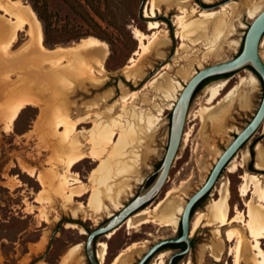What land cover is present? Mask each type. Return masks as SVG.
<instances>
[{
  "label": "rangeland",
  "instance_id": "rangeland-1",
  "mask_svg": "<svg viewBox=\"0 0 264 264\" xmlns=\"http://www.w3.org/2000/svg\"><path fill=\"white\" fill-rule=\"evenodd\" d=\"M20 1L24 5H30L35 11L42 27V43L46 48L67 47L83 38L95 37L105 42L108 54L99 76L100 81L102 80L100 85L86 82L68 93L60 79L51 78L48 64H40L44 69L43 73L39 70V73L36 72L34 65L39 64L34 63L30 52L9 61L0 53V105L9 110L18 99V92L39 78V75L42 76L34 83L39 92L33 89L31 94L44 102L22 110L11 130L5 129L4 120L0 118V264H60L63 256L75 245H79V251L70 264H89L85 254L86 233L81 234L80 229H94L110 213L117 212L114 204H127L145 182L150 183L154 179L153 173L159 167L168 145L171 111L184 85L197 70L229 60L239 53L249 24L264 9V0H185L184 5L190 11L185 22L192 29L188 33V39L185 38L184 41L180 38L181 30L176 23L180 10L174 5L162 6L154 18H149L145 15L149 0ZM226 4L231 7L226 18L229 27L214 31L211 26L216 16L205 18L200 16V11H216ZM194 8L196 11H193ZM252 15L254 17L250 18ZM152 20L162 23L161 29L167 30V39L162 40L157 49L151 45L137 57L140 43L135 37L134 29L152 35L153 31L148 30V22ZM0 23L3 24V21ZM3 34L0 35L2 42L8 37V32ZM27 40L26 32H19L18 41L12 50L15 51ZM182 43L185 47H181ZM260 56L264 60V43L260 46ZM131 58L137 59L142 74L138 80L127 76L126 68ZM94 66L97 72V64ZM9 72L7 80L5 75ZM18 74L23 78H18ZM242 77L247 78V82L240 83ZM224 79L229 80V84L213 104L215 107L204 110V107H210L205 104L208 86ZM251 79L254 80L251 82ZM22 81L25 83L20 87L2 93L6 86L11 88L12 85L22 84ZM40 81H48V86L41 87ZM209 85L191 103L182 155L164 194L144 208L160 216L167 212L170 205L173 207L171 213L177 217L178 223L164 226L150 222L131 229L124 223L113 236L105 235L96 242V252L99 243L103 242L108 246V255L103 264H112L118 255L120 258L117 264H137L156 241L179 235L180 218L187 199L202 186L224 148L252 118L263 95L262 83L250 69L239 78L216 79ZM61 90H64L63 95L57 96ZM124 92L136 93L135 97L125 102L129 105V114L122 110L121 97ZM95 101L98 104L93 107L92 103ZM115 103L117 106L111 118H117L124 128L130 129L125 148L126 157L123 160L127 167H123V170L114 168L108 178L102 172L98 173L96 182L100 185L95 186L90 182V174L98 167L99 162L87 158L76 165L72 172L77 173L90 189L88 194L76 198V202L85 204L86 208L83 210H78L77 204L66 205L49 189L39 197L42 190L40 183L24 173L20 163H27L38 171L50 167L49 143L58 147V157L62 159L58 172L62 173L65 163L74 152L61 146L54 129L57 118L68 111L71 118L75 119L93 110L104 111ZM221 105H226L227 109L221 111ZM58 106L61 108L57 109ZM43 107L44 111L41 109ZM133 111L135 117L132 116ZM111 118L104 117L99 121L109 123ZM145 121H152V125L146 128ZM92 127V123H87L80 126L78 131L83 128L88 131ZM62 130L61 128L60 131ZM41 131L42 134L46 133V139L42 138ZM88 135L86 133L82 137L85 143ZM118 138L119 134L115 136V142ZM87 148L88 151L89 145ZM108 150L112 152V147ZM260 150L264 153V128L237 157L242 166L235 172L230 171V167L226 169L214 195L195 211V217L207 212L213 200L220 197L219 192L225 184L230 190V217H234L238 210L247 221L248 204H264L254 193V189L246 196L239 190L245 173L259 176L264 185V168L257 166V153ZM103 156L108 158V154ZM58 184L59 179L54 186ZM94 188L100 190V197L98 196L97 205L89 208ZM37 198H41V201L38 202ZM74 212H77L76 215ZM68 224L77 227L70 228ZM230 227L242 228L249 236L242 222L222 227L220 238L226 248L219 261L213 258L210 247L217 244L220 238L214 236V226L205 221L194 231L193 247L177 264H234L231 248L235 247L236 239L227 241ZM261 242L264 249V239ZM139 248L141 251L137 252ZM163 251L166 250L152 256L147 264L156 263ZM170 254L169 252L164 264H167ZM241 264L249 263L242 261Z\"/></svg>",
  "mask_w": 264,
  "mask_h": 264
},
{
  "label": "bare ground",
  "instance_id": "bare-ground-1",
  "mask_svg": "<svg viewBox=\"0 0 264 264\" xmlns=\"http://www.w3.org/2000/svg\"><path fill=\"white\" fill-rule=\"evenodd\" d=\"M184 2L185 0H149L148 5L145 9V15L149 18H154L157 15V11H159L162 6H176L180 10V15H177L176 17V23H178V28L181 30L179 32L181 36L180 38L182 41H184L185 38L188 39V33L192 29L190 25L186 24L185 22V17L188 13H190V11L186 8ZM229 8H231L229 4H226L216 11L214 10L208 12L203 10L200 11V16H203L205 18L216 16L211 28L214 31H221L229 27L226 23ZM193 11H196V9L194 8ZM0 12L2 13H0V21H3V24L0 23V35H2L5 31L8 32V37L6 38V40L3 42V39L0 40V53L6 60L9 61L10 59L17 58L21 54L30 52V54H32L34 58V63L39 64V66H36L31 63L34 65L36 72L39 73L40 71L41 73H43L44 69L40 67V64H48L49 70L51 71V78L60 79L65 87V90H67L68 93L70 91H73L74 88L81 87L86 82L92 83L94 85H100L102 83V80L100 81L99 76H101L100 74L103 71V62L108 54L105 42H102L95 37H87L81 39L79 42L74 43L71 46L48 49L42 43V27L35 11L30 5H24L20 0H0ZM253 17L254 15L250 16V18ZM161 25V22L155 20L148 22V30L153 31L152 35H146L137 28L134 29L135 37L139 40L140 43V50L136 53L137 57L141 56V54L149 46L151 47V45L155 49H157L162 40L167 39V30L164 28L161 29ZM21 31L26 32L28 40L25 44L13 51L12 47L18 41V34ZM5 34H3L2 36L5 37ZM181 47H185V44L182 43ZM94 64H97L98 66L97 72H95L96 70ZM126 72L127 76L131 79L138 80L142 77L136 58H131L130 64L126 68ZM41 76L39 75L38 77L40 78ZM9 77L10 72L5 75V79L8 80ZM18 78L21 79L23 77L19 75ZM39 78H37L32 83L30 82L31 84H28L18 92V99H16L11 108L9 107V110H5V108L0 105V118H3L6 130H11L14 121L22 110L30 106H39L40 104H44V102L39 97L31 94V90L33 89L36 92H39L38 87L36 88L34 84L39 80ZM246 80L247 78L242 77L240 83H243ZM252 80L254 79H251L250 81L252 82ZM21 83L22 84L12 85L11 88L6 86L2 93L5 94L8 90L16 89L17 87L23 85V83L25 82L22 81ZM153 83L154 81L150 84L152 85ZM228 84L229 80L224 79L208 86L207 99L205 104L209 105L210 107H204V110H211L215 107V105L213 106V104L220 98V96L222 95V91L226 89ZM40 86L45 88V86H48V81H44L43 83L41 82ZM63 91L64 90H61L59 93H57V96H62ZM135 95L136 93H123L121 100L123 102L122 110L124 113H130L129 105L125 102L131 97H135ZM97 104V101L92 103L93 107L97 106ZM116 106L117 103L105 108L104 111L93 110L90 111V113H87L86 115L77 117L75 119L71 118L68 111H66L63 115L57 118L54 129L56 135L60 139L61 146L67 150L69 149L74 152V155H72L65 163L63 172H58L59 164L62 163V159L58 157V147H55L49 143L47 147L51 150V155L48 158L50 167L46 168L44 171H38L35 167H31L27 163H20V167L23 172L28 174L30 177H34L40 183L42 190L39 193V197L42 193L46 192L49 189L57 194L63 200V202H65L66 205L71 206L77 204L78 210H83L86 208L85 204H83L82 202H76V198H81L85 194H88L90 192V189L89 186L80 179L77 173L72 172V169L76 165L83 162L87 158L91 159L94 162H99L98 167L92 170L90 174V182L94 183L95 186L100 185L96 182L98 173L102 172L101 174H103L105 178H108L109 175L111 176L114 168H116L117 170L121 168V170H123V167H127V165L124 164L123 160L126 157L125 148L128 142V137L130 135V133H128V130L130 129L124 128L123 125L120 124V122L117 120V118H111L114 115ZM60 108L61 107L59 106L57 107V109ZM41 109L42 111H44L45 107ZM225 109H227L226 105H221L220 110L222 111ZM132 116H136L134 111ZM104 117L111 118L110 122L105 123L104 121H99ZM158 118L159 117L155 116L156 120H159ZM147 119H149V117ZM151 122L152 121H145V127H150L152 125ZM87 123L93 124L92 129L87 131L85 128H83L82 131H78V128L80 126ZM43 125L44 123H42V126ZM61 128L63 129L62 131H60ZM86 133L89 135L87 142L85 143L82 137ZM40 134H42V131ZM117 134H119V138L115 142V136ZM42 138L46 139V133L42 134ZM87 145H89L88 151ZM110 147H112V152L108 150V148ZM104 154H108L107 159L104 158ZM257 156V166L263 169L264 153L260 150L258 151ZM135 159L136 161L138 160L137 158ZM244 161L245 158L243 159V162ZM241 166L242 163H238L236 158L234 162L229 166L230 171L235 172ZM58 179L59 184L54 186L55 181ZM242 179L243 182L239 189L241 194L243 196H246L252 189H254V193L259 197L260 201H263L264 203V185L261 178L254 174L245 173L242 176ZM95 188L93 189V194L88 203L89 208H93L97 205V199L100 195V190L98 191ZM229 191L230 190L228 188V185L225 184L219 192L220 197L213 200V202L208 206L207 212L199 213L195 217L194 231L199 229L202 224L207 221V223H209L211 226H214V236L216 238H220L222 227L228 225L233 226L237 222H242L246 226L249 232V236L246 235V232L242 228L240 229L237 227H230V229H228L227 231L228 242L236 239L235 247L231 248V254L234 257V264H241L242 261H246L249 264H264V249L262 248L261 242V240L264 239V204L255 205L250 202L248 204L247 221L243 219L242 213L238 210L236 211V215L234 217H230ZM37 201L40 202L41 198H37ZM122 207L123 206L119 203L114 204V208L117 211ZM155 210H157V208ZM172 210L173 207L169 205L165 214L156 216L152 213L151 210L142 209L140 212L132 216L124 223L125 225H128V228L130 229L150 222L158 223L161 225L163 224L164 226H170L178 223L177 217L175 218L171 213ZM76 213L77 212H74V215H76ZM41 214H43V212ZM111 214L112 213L109 214V217L113 215ZM68 227L76 228L77 226L68 224ZM117 230L118 229L108 233L107 237L113 236V234ZM80 232L81 234L86 233L83 229H80ZM247 237H249V239ZM219 240L220 241L217 244H214L210 247L211 254L216 261L220 260L226 248L224 241L221 238ZM98 247L99 249L96 252L97 258L98 261H100V264H103L108 255V246L106 243L102 242L99 243ZM78 251L79 245L71 247L63 256L60 264L72 263L73 260L77 257ZM140 251L141 248L137 249V252ZM168 254V251H163L159 256L158 261L152 264H164V260L168 256ZM119 258L120 255L116 256L112 264H117Z\"/></svg>",
  "mask_w": 264,
  "mask_h": 264
},
{
  "label": "water",
  "instance_id": "water-1",
  "mask_svg": "<svg viewBox=\"0 0 264 264\" xmlns=\"http://www.w3.org/2000/svg\"><path fill=\"white\" fill-rule=\"evenodd\" d=\"M263 43L264 9L249 24L243 38L241 51L235 57L197 70L184 85L171 111L168 145L159 167L153 173L154 179L147 186L143 184L127 204H124L120 210L113 213L104 222L94 229L84 230L86 232L85 254L89 264H100L95 249L99 239L118 229L125 221L164 194L182 155L191 103L212 81L194 95L199 85L204 80L215 76L232 74L226 78H239L249 70L248 68H251L263 86L259 107L249 122L235 134L231 142L224 148L202 186L187 199L180 218L181 234L156 241L142 255L137 264H145L165 245H185L184 249L170 254L168 264H172L175 257L184 256L191 250L194 242L195 211L214 195L223 173L264 128V61L260 56V46ZM205 195H207L206 199L191 216L193 206ZM167 251L171 252V250Z\"/></svg>",
  "mask_w": 264,
  "mask_h": 264
},
{
  "label": "trees",
  "instance_id": "trees-1",
  "mask_svg": "<svg viewBox=\"0 0 264 264\" xmlns=\"http://www.w3.org/2000/svg\"><path fill=\"white\" fill-rule=\"evenodd\" d=\"M42 19V18H41ZM241 48H242V45H241ZM241 48L239 50V52L241 51ZM250 69L256 76L257 74L251 69V68H248ZM232 74H227V75H222V76H215V77H211V78H208L206 80H204L200 85L199 87L196 89L194 95L203 87L205 86L207 83L213 81V80H216V79H221V78H226V77H229L231 76ZM258 77V76H257ZM193 95V97H194ZM243 147V146H242ZM208 195V194H207ZM207 195H205L202 199H200L192 208V211H191V216L192 214L194 213V211L196 210V208H198L200 206V204L206 199ZM178 232H179V235L181 234V225L179 223V228H178ZM97 239V238H96ZM166 248H174V249H177V248H185V245L184 244H171V245H165L163 247H161L158 251L162 250V249H166ZM183 256H178L175 258V260H179L180 258H182Z\"/></svg>",
  "mask_w": 264,
  "mask_h": 264
},
{
  "label": "flooded vegetation",
  "instance_id": "flooded-vegetation-1",
  "mask_svg": "<svg viewBox=\"0 0 264 264\" xmlns=\"http://www.w3.org/2000/svg\"><path fill=\"white\" fill-rule=\"evenodd\" d=\"M150 183H151V182H150ZM150 183L145 182V185L147 186V185L150 184ZM191 244H192V242H191ZM191 247H192V246H191ZM183 249H184V248H183ZM162 250H166V251H167V250H171L170 253H172V250L177 251V250H182V249H181V248H177V249H174V248H166V249H162ZM160 251H161V250H160ZM160 251H159V252H160ZM174 251H173V252H174ZM157 253H158V252H157ZM175 258H176V257H175ZM175 258H174L172 264H177L178 260L176 261ZM150 259H151V258H150ZM150 259H149V260H150ZM149 260H148L145 264H147V263L149 262ZM167 264H168V261H167Z\"/></svg>",
  "mask_w": 264,
  "mask_h": 264
}]
</instances>
